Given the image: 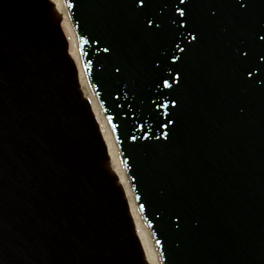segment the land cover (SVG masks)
<instances>
[{
	"label": "water",
	"instance_id": "obj_1",
	"mask_svg": "<svg viewBox=\"0 0 264 264\" xmlns=\"http://www.w3.org/2000/svg\"><path fill=\"white\" fill-rule=\"evenodd\" d=\"M65 5L163 264H264V0H0V264H144Z\"/></svg>",
	"mask_w": 264,
	"mask_h": 264
},
{
	"label": "bare ground",
	"instance_id": "obj_2",
	"mask_svg": "<svg viewBox=\"0 0 264 264\" xmlns=\"http://www.w3.org/2000/svg\"><path fill=\"white\" fill-rule=\"evenodd\" d=\"M47 1L50 4V6H56L59 3H61L62 1H64V0H47ZM60 16L63 19V24L65 25V27L70 32L73 40L76 42L77 52L75 54L77 55V57L79 59V62L81 64V67H82V73L80 74V78H79V82L81 83V81H82V83H83V87L81 89L83 91L85 90L86 93H87V96L88 97H92V99H94V101H95L96 109H97L98 115L100 117L99 121L102 123L104 131L101 133L99 131V129H98V126H96V127L98 129L100 138H101L103 144L105 145V147L107 149V156L109 158V161H110L114 176H115L116 181H117V184H118V186H119V188L121 190V193L123 192V194H125V195H123V199H124L126 205L127 204L129 205L128 209L130 208V211L132 209L131 213L132 212L135 213L136 218H137L136 219L137 224L136 223L135 224L137 226L138 225L141 226L142 230L144 231L143 232L144 233L143 236L144 235L146 236V242H147V239H148L149 246H150V248L152 250V251L150 250V252H153V255H154L153 256L154 260L151 259L152 260V264H163V262L161 260V257H160V255L158 253V250L156 248V245H155L153 236L151 234V231L149 229V226H148V224H147V222H146V220H145V218H144V216H143V214H142V212H141V210H140V208L138 206V203H137V201L135 199V196H134V194L132 192V189H131V186H130V183H129V179H128V176H127V172H126V169H125V166H124V163H123V160H122L118 145H117V143H116V141L114 139V136L112 134L111 128H110V126L108 124V121H107V119L105 117V114L102 111V108L100 107V104H99V102H98V100L96 98L95 92L93 90V87H92V84H91V80H90V77H89V74H88V71H87L86 63H85V61L83 59V56H82V53H81V50H80L79 36H78L77 30H76V27H75L74 23L71 20L70 13H69L67 5L64 6ZM65 50H64V55L66 54V51H67V50L66 51ZM87 96L85 94H84V96L82 95L83 100L86 101L85 98H87ZM87 106H89V105H87ZM93 116H94V114H92V117ZM94 122H95V120H94ZM95 124H96V122H95ZM119 176H120V178H119ZM130 217H131V215H130ZM131 222L133 223V221H131ZM133 232L135 234L136 231H133ZM143 241H144V239H143ZM140 245H141V243H140ZM143 255H144V253H143Z\"/></svg>",
	"mask_w": 264,
	"mask_h": 264
},
{
	"label": "rangeland",
	"instance_id": "obj_3",
	"mask_svg": "<svg viewBox=\"0 0 264 264\" xmlns=\"http://www.w3.org/2000/svg\"><path fill=\"white\" fill-rule=\"evenodd\" d=\"M62 34H63V37L65 38V40H66V54H65V56L70 60V61H72L71 63H72V65L74 66V69H75V73H76V79H77V82H79V78H80V74L82 73V67H81V64H80V62H79V59H78V57H77V55L75 54L76 52H77V49H76V42L73 40V38H72V36H71V34H70V32L68 31V29L65 27V25L63 24V30H62ZM68 52V53H67ZM71 57V58H70ZM78 85H79V87H80V91H81V94L84 96V94L87 96V93H86V91L84 90H82L81 88L83 87V83H82V81H81V83L79 82L78 83ZM85 98V97H84ZM86 99V101L84 100V103H85V105L87 106V105H89V106H87L90 110H91V114H94V116H93V118H94V120H95V122H96V126H98V129H99V131L102 133L103 131H104V129H103V126H102V123L99 121L100 119V117H99V115H98V111H97V109H96V105H95V101H94V99H92V97H88L87 96V98H85ZM94 104V105H93ZM100 122V123H99ZM119 178H120V176H119ZM121 191V190H120ZM123 191V190H122ZM123 195H125V194H123V192H122V196ZM125 202V201H124ZM127 207H129V205L127 204ZM129 210V213H128V215H129V218H130V221H133V223H132V228L134 229L133 231H136L135 232V234H134V232H133V235H134V237H136V240L138 241V243H139V246H140V251H141V253L143 252L144 253V255H143V253H142V259H143V262H144V264L146 263V264H152V260H154L153 258V252H150V250H151V248H150V246H149V243H148V239H147V242H146V236L144 235L143 236V230H142V228H141V226H137L136 224H137V222H136V215H135V213H131V211H132V209H131V211H130V208L128 209ZM130 215H131V217H130ZM132 218V219H131ZM136 223V224H135ZM140 229V230H139ZM142 230V231H141ZM143 239H144V241H143ZM140 243H141V245H140ZM148 244V245H147ZM142 248V249H141ZM150 248V249H149ZM147 249V250H146ZM147 251V252H146ZM152 251V250H151ZM152 255H151V254ZM150 254V255H149ZM145 256V257H144ZM145 258V259H144ZM152 259V260H151Z\"/></svg>",
	"mask_w": 264,
	"mask_h": 264
}]
</instances>
